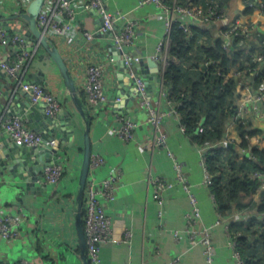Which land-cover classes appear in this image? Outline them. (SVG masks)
<instances>
[{"label": "crops", "instance_id": "obj_1", "mask_svg": "<svg viewBox=\"0 0 264 264\" xmlns=\"http://www.w3.org/2000/svg\"><path fill=\"white\" fill-rule=\"evenodd\" d=\"M103 1L109 11L127 12L137 22L136 38L130 46L125 47L127 54L139 58L154 56L157 43L165 32L162 10L153 3H141V0ZM214 1L219 2L199 0V3L205 6ZM258 2L259 0H248V3L246 0L223 1L227 21L238 19L242 24H254L249 37L237 42L247 48H255L250 54L251 62L255 61V54L264 53V10L258 9ZM71 4L75 10V19L70 23L66 34L58 37L55 42L78 86L79 103L90 113L92 157L100 155L104 159L102 164L90 169L88 177L101 181L117 170L120 171L115 198L106 204V211L112 218V232L110 240L101 245L99 264H167L174 257H179L178 264H207L204 245L191 243L186 232L187 214L192 211V204L188 192L176 179L177 161L181 163L190 188L198 199L201 218L197 226L211 228L213 264H238L233 248L228 243L225 223L215 224L219 216L210 194L211 189L203 184L204 169L201 163V156L207 149L226 146L227 142L236 145L241 141L236 121L230 119L222 140L199 145L182 132L179 117L172 112L158 88L157 92L146 96L147 99L150 98L149 103L152 106L165 112L159 130L149 122L147 106L139 98L127 115L136 121L133 138L125 140L113 132V128L120 124L119 117L124 115L113 108L118 103L115 100L119 90L113 56L109 51V43L113 41L108 35H96V21L99 16L97 11L85 8L82 0H72ZM247 4L253 9L249 14L244 13ZM26 8L18 0H0V23L24 35L28 24L19 17V10L23 12ZM223 22L225 19H218L211 24L214 38L222 37ZM121 24L122 22H118L117 26ZM88 30L94 32V38L90 41L84 36V32ZM209 41L213 42L208 38L200 39L202 44ZM31 45L26 42L28 49L32 48ZM12 50L13 48H2L0 55L5 56ZM93 61L103 62L108 66V102L94 108L89 106L87 95L80 85L87 64ZM156 63L160 69L162 59ZM256 63L259 70L264 71V58ZM38 71L44 72L48 82L46 88L54 94L61 107L77 116L84 126L85 121L65 88L55 63L48 60L44 64L43 59L35 56L24 78H28L30 72ZM250 76V73L245 72L237 76L239 86L233 105L239 110L240 118L259 130L252 137V142L260 148L264 145L261 143V136H264V79L256 82ZM13 79L5 71H0V93L14 86ZM259 96L260 99L257 98ZM1 111L7 113V105ZM160 132L167 135V144L164 146L155 144L156 136ZM82 146L83 139L80 135L68 150L62 152L60 158L65 171L60 181L56 184L37 182L39 186L44 185L41 192H28L21 178L14 177L7 170L3 171L0 176V216L4 213L19 215V208L22 206L26 216L18 228L17 237H0V262L18 264L24 258L33 264H82L75 217ZM156 178H164L172 183L170 188L162 189L160 196L154 195L156 190L153 181ZM259 197L260 194L256 193L253 207L242 212L232 210L224 215L225 220H235L247 225L253 218L257 221L261 219L255 212ZM256 220L254 221L257 222ZM127 230L132 233L129 241L123 239ZM176 231L178 234H175Z\"/></svg>", "mask_w": 264, "mask_h": 264}, {"label": "built area", "instance_id": "obj_2", "mask_svg": "<svg viewBox=\"0 0 264 264\" xmlns=\"http://www.w3.org/2000/svg\"><path fill=\"white\" fill-rule=\"evenodd\" d=\"M23 2L25 7L28 6L31 0H18ZM72 0H45L38 16L37 25L39 29L48 36L53 42L66 34L70 27V23L75 19V10L71 4ZM248 3V0H246ZM264 3V0H259ZM50 3V6H48ZM141 3H153L159 7L165 18L164 22V36L157 43L156 53L152 58L157 62L162 59V66L159 69L160 76V91L165 96L167 103L172 108V112L179 117L180 129L185 132V125L180 121V115L177 110V104L172 101L168 96L172 92L170 87L163 84V74L167 63V53L170 47L171 31L173 25L178 26L187 35H192L193 24L201 25L204 27H211V24L218 19H225L222 26V37L224 40V47L231 50L233 38L236 35H242L244 39L249 37L252 32L253 23L242 24L238 19L227 21L226 20V7L221 5L218 1H214L203 7L198 0H141ZM85 8H92L97 11L103 19L101 27L102 32L112 31V41L118 43L120 47L125 50V47L130 46L136 38V20L130 18L127 12L116 10L109 11L104 4L103 0H82ZM23 9V7H21ZM20 13L22 12L19 10ZM118 22H122L117 26ZM118 27V28H117ZM84 36L86 40L90 41L94 38V32L85 31ZM56 44V42H55ZM31 49L26 46L24 35L18 30L10 29L6 24L0 23V51L2 48H13L12 51L7 52L5 56L0 55V67L11 75V77L18 80V84L24 89H31L33 102H36L42 94V86L39 83L23 82L25 75L29 69L30 62L33 57L37 55L38 44H32ZM15 50V53L13 51ZM126 51V50H125ZM126 57H132L126 52ZM136 60L138 56L132 57ZM264 58V53L260 52L255 54V61L260 62ZM260 72L259 68L255 66L250 70V77L255 78ZM72 73V72H71ZM235 76L243 74L240 70L234 72ZM108 75V66L103 62L93 61L87 64L84 77L81 78V87L87 95V101L90 107H98L103 103L108 102V94L106 92V79ZM138 89L143 93L141 102L146 104L149 122L155 129L159 130L162 116L165 112H160L151 103L146 96L145 82L142 77L137 78ZM48 101L45 112L49 115L55 114L61 105L55 98L52 92L47 90L44 95ZM258 99L261 96L257 97ZM119 101V97L115 100ZM129 115V114H128ZM239 116V110L233 116L236 121ZM120 124L113 128V132L121 136L125 140L133 138L135 134L136 121L134 118L126 114L119 117ZM0 130H5L10 133L12 139L19 141L25 145H37L41 142L39 133L28 127L26 119L19 115H9L6 112L0 111ZM202 130V128H200ZM262 142L264 144V136ZM167 135L160 132L155 139L157 146H164L167 144ZM208 150V149H207ZM244 151H247L246 149ZM170 153V152H169ZM206 152L201 156V163L204 169L203 184L208 188L213 183V174L209 171L206 164ZM104 161L100 155H94L91 158L90 169L102 164ZM177 161V160H176ZM176 179L179 181L185 190L188 192L192 204V211L187 214V234L191 243H202L204 245L205 256L207 264H213L214 245L212 240L211 228L209 226H197L198 220L201 218L200 207L196 195L190 188L189 181L185 175L180 162H175ZM65 166L60 164L48 165L43 168L42 176L45 184H56L60 181ZM90 172V171H89ZM89 175V174H88ZM120 176V171L117 170L109 177L96 181L94 177H88L85 185V193L83 200V226L86 238L87 250L90 264H99L101 261L100 251L101 245L110 240L112 232V218L106 211V204L115 198V189ZM253 179L259 181L257 194L264 190V171L254 170L250 173ZM154 195L160 196L162 189H168L172 183L164 178L154 179ZM211 197L215 202V196L211 191ZM217 209V205H216ZM20 214L4 213L0 216V237L15 238L19 233V226L22 219L26 216V211L22 207L19 208ZM218 212V211H217ZM161 214V213H160ZM219 218L215 224L225 223V230L228 233L229 245L233 248V255L238 264H245V260L239 251V242L236 239V233L229 229L230 221L225 220V216L218 212ZM235 221V220H233ZM175 234H178L176 231ZM132 233L130 230L125 232L124 240L129 241ZM179 257H174L167 264H178ZM0 264H6L0 262ZM18 264H33L28 263L26 259L22 258Z\"/></svg>", "mask_w": 264, "mask_h": 264}, {"label": "trees", "instance_id": "obj_3", "mask_svg": "<svg viewBox=\"0 0 264 264\" xmlns=\"http://www.w3.org/2000/svg\"><path fill=\"white\" fill-rule=\"evenodd\" d=\"M223 1L219 3L223 5ZM258 3V9L263 11L264 3ZM252 11L247 4L244 13ZM202 38L213 42L202 44ZM240 40L244 41V37L236 35L229 50L224 47L223 37L214 38L212 27L193 24L189 36L178 26L172 27L163 84L172 91L168 97L177 104L186 135L199 145L223 139L228 122L237 113L233 98L239 79L234 72L250 73L257 64L250 61L255 48L237 44ZM263 79L264 71L260 70L255 81ZM236 129L241 138L238 144L227 142L226 146L209 148L206 153L207 167L214 175L210 189L222 215L254 206L259 181L250 173L264 171V145L259 148L252 142L259 130L243 118L236 119ZM255 212L261 217L258 221L253 218L247 225L233 220L229 223V229L237 234L245 264H264V190L260 192Z\"/></svg>", "mask_w": 264, "mask_h": 264}, {"label": "water", "instance_id": "obj_4", "mask_svg": "<svg viewBox=\"0 0 264 264\" xmlns=\"http://www.w3.org/2000/svg\"><path fill=\"white\" fill-rule=\"evenodd\" d=\"M45 0H31L27 8L19 14L27 24L28 30L24 37L30 44H38L37 57L44 60H52L61 75L65 88L69 91L78 111L85 121L82 126L77 116H74L67 108L61 107L55 114L45 112L48 101L44 95L47 92V81L42 71L30 72L23 82L39 83L42 86L40 98L33 102L32 90L24 89L13 79V87L0 93V111L8 107V114L19 115L26 119L28 127L41 136V142L37 145H25L11 138L10 133L0 130V176L7 170L14 177L23 180L28 192H41L44 185L42 171L45 166L60 164L62 152L68 150L75 140L81 135L83 139L82 163L78 175V188L76 192V226L79 238V256L82 264H90L86 238L83 226V200L85 185L90 171L92 158L90 141V113L80 105L79 89L72 73L57 48L56 44L48 38L37 25V16ZM95 12V10H93ZM103 19L99 15L96 21V35L112 38V32H102ZM109 51L113 56L114 69L118 80L119 101L113 106L118 113L128 115L136 101L143 96L138 89L137 78L142 77L145 82L146 95L157 92L160 87L159 67L152 57L139 58L138 60L126 57V51L116 42L109 43ZM0 71L4 69L0 67ZM11 77V75H9ZM35 79H32V78ZM150 100V98H149ZM45 184V183H44Z\"/></svg>", "mask_w": 264, "mask_h": 264}, {"label": "rangeland", "instance_id": "obj_5", "mask_svg": "<svg viewBox=\"0 0 264 264\" xmlns=\"http://www.w3.org/2000/svg\"><path fill=\"white\" fill-rule=\"evenodd\" d=\"M114 11H116V10H114ZM110 32H112V31H110Z\"/></svg>", "mask_w": 264, "mask_h": 264}]
</instances>
